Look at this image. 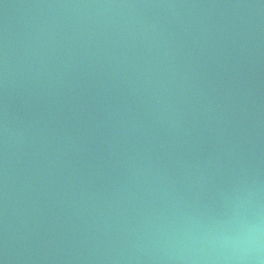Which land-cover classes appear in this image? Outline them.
<instances>
[{
    "label": "water",
    "instance_id": "1",
    "mask_svg": "<svg viewBox=\"0 0 264 264\" xmlns=\"http://www.w3.org/2000/svg\"><path fill=\"white\" fill-rule=\"evenodd\" d=\"M264 0H0V264H264Z\"/></svg>",
    "mask_w": 264,
    "mask_h": 264
},
{
    "label": "clouds",
    "instance_id": "2",
    "mask_svg": "<svg viewBox=\"0 0 264 264\" xmlns=\"http://www.w3.org/2000/svg\"><path fill=\"white\" fill-rule=\"evenodd\" d=\"M231 245L239 261L258 259L264 251V235L259 230L242 231L232 239Z\"/></svg>",
    "mask_w": 264,
    "mask_h": 264
}]
</instances>
